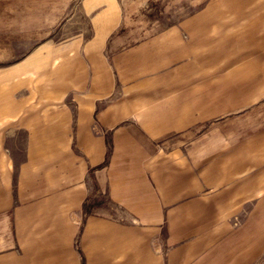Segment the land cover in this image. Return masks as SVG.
Returning a JSON list of instances; mask_svg holds the SVG:
<instances>
[{"label":"rangeland","instance_id":"rangeland-1","mask_svg":"<svg viewBox=\"0 0 264 264\" xmlns=\"http://www.w3.org/2000/svg\"><path fill=\"white\" fill-rule=\"evenodd\" d=\"M80 2L0 0V100L11 89L13 102L27 96L31 83L17 71L27 57H43L75 36L92 35ZM119 2L123 24L113 34L120 38L113 47L178 27L179 37L193 44L186 59L192 69L177 71L167 91L157 83L152 92L128 94L137 98L141 117L103 130L106 153L84 175L81 220L70 242L79 263H87V218L113 216V223L127 228L121 249L126 258L116 251L109 264H143L142 255L144 264H264V0ZM123 97L115 92L102 100ZM45 100L39 91L30 101L38 106ZM0 146L8 161L7 178L0 181V216L9 222L18 213L13 236L2 238V246L7 239L11 244L0 247V264L10 254L18 264H48L54 259L49 253L58 251H50L37 232L51 211L33 205L39 199H29L27 206L22 201L26 141L19 133L7 135ZM40 181L28 183V196ZM155 211L160 219H153ZM28 213L34 219L23 229ZM93 232L100 237L92 233L86 247L97 248L100 256L109 249V231Z\"/></svg>","mask_w":264,"mask_h":264},{"label":"crops","instance_id":"crops-1","mask_svg":"<svg viewBox=\"0 0 264 264\" xmlns=\"http://www.w3.org/2000/svg\"><path fill=\"white\" fill-rule=\"evenodd\" d=\"M80 5L89 20L92 35L75 36L57 50L41 54L43 57L38 54L27 57L17 68L19 74L24 73L31 83L27 85V96L20 103L13 102L14 92L11 89L6 101L0 100V144L3 136L19 133L26 141L25 152H29L21 174V191L25 190L27 194L22 201L29 204V199H39L33 205L51 211L50 218H41L40 221L46 219L47 222L39 223L37 236L43 238L50 251H58L55 256L49 253V260L54 258L52 264H80L78 253L72 250L70 242L77 230L76 223L81 220L79 204L87 187L83 182L84 175L89 166L104 158L106 145L103 130L123 123L125 118L141 117L137 113L140 109L137 98L128 94L152 92L157 83L167 91L168 86L175 82L177 71H183V67L188 65L192 69L191 60L188 63L186 59L193 55V44L179 37L178 27L146 37L129 47H113L112 44H119L120 41L113 34L123 24L119 0H81ZM39 58L43 63L35 67L34 61ZM142 86H145L144 90ZM39 91H43L46 100L34 106L35 103L30 100ZM115 92L123 93L124 97L117 102H103V98ZM71 99L73 102L65 101ZM6 162L0 154V181L7 178ZM36 181L40 182L32 187L35 189L32 196H28V183ZM0 196L1 205L4 198ZM142 212L145 219L146 212ZM158 213L154 212V220L160 219L156 217ZM29 214H25L23 229L28 226V218L34 219V216L28 217ZM17 216L18 213L8 216L9 222L0 216V247L3 237L13 236L12 222L16 227ZM113 218H87L82 237L86 241L93 233L98 240L99 232H93V229H105L109 231V249L99 256L97 248L86 247L84 241V249L88 253L86 264H95L96 261L109 264V257L114 260L116 251L120 259L126 258V251L122 253L121 249L125 245L127 228L113 223ZM136 218L142 219L139 215ZM107 220L109 223L99 222ZM32 230L30 234L27 229V238L29 234L34 238ZM105 240L107 242L108 238ZM6 242L3 246H10L8 239ZM35 243L38 244L37 241ZM10 255L11 259L6 264H18ZM140 259L144 264L143 255Z\"/></svg>","mask_w":264,"mask_h":264}]
</instances>
